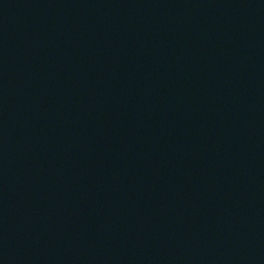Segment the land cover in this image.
Here are the masks:
<instances>
[{
	"label": "water",
	"instance_id": "obj_1",
	"mask_svg": "<svg viewBox=\"0 0 264 264\" xmlns=\"http://www.w3.org/2000/svg\"><path fill=\"white\" fill-rule=\"evenodd\" d=\"M0 264H264V0H0Z\"/></svg>",
	"mask_w": 264,
	"mask_h": 264
}]
</instances>
